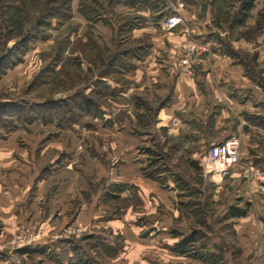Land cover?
I'll list each match as a JSON object with an SVG mask.
<instances>
[{
    "label": "rangeland",
    "instance_id": "obj_1",
    "mask_svg": "<svg viewBox=\"0 0 264 264\" xmlns=\"http://www.w3.org/2000/svg\"><path fill=\"white\" fill-rule=\"evenodd\" d=\"M239 2L0 0V264H264V0L242 24ZM177 14L242 83L216 121L175 112L173 137ZM232 135L252 172L219 180L200 157Z\"/></svg>",
    "mask_w": 264,
    "mask_h": 264
},
{
    "label": "crops",
    "instance_id": "obj_2",
    "mask_svg": "<svg viewBox=\"0 0 264 264\" xmlns=\"http://www.w3.org/2000/svg\"><path fill=\"white\" fill-rule=\"evenodd\" d=\"M208 26H210L209 23ZM181 32L182 30L178 32L180 35H176L177 38H175V41L179 43L185 40V35ZM169 52L173 53V55H170V53L167 54V56L172 58L169 69L172 70L173 74L170 75L171 81L166 92L163 94L167 96V101L162 106L161 110L171 122V128L169 129L172 131L173 137H175V120H180L175 117V112L178 114V117L185 120L182 115L185 113L186 109L188 111L191 110V108L195 111L206 109L202 112L203 115L201 116H203V118L210 116L212 120H217V115H220L222 109L225 108V106H222L221 101L223 100L226 102L228 99H233L228 91L241 87L239 84L242 83V81L237 82L235 78L238 76L240 77L242 67L231 64L229 59L223 55L212 53L209 57L201 60V64L196 67V71H194L192 77L187 76L186 73L175 75L174 49L169 50ZM169 69L168 71L170 72ZM216 99L219 102H216ZM218 106L220 108L219 113L211 109L207 110L208 107L218 110Z\"/></svg>",
    "mask_w": 264,
    "mask_h": 264
},
{
    "label": "built area",
    "instance_id": "obj_3",
    "mask_svg": "<svg viewBox=\"0 0 264 264\" xmlns=\"http://www.w3.org/2000/svg\"><path fill=\"white\" fill-rule=\"evenodd\" d=\"M185 18L181 14L167 17L162 22V28L171 30L178 25L184 26ZM187 36V42L178 51V60L181 71L192 74V67L200 62L204 55L211 53V46L208 41H202L189 34L190 29L183 27ZM241 141L237 136H229L226 139L211 143L206 151L201 154L200 162L209 171L216 174L219 180L225 179L233 174L236 167L241 169V175L247 179L251 175V167L247 164L240 165Z\"/></svg>",
    "mask_w": 264,
    "mask_h": 264
},
{
    "label": "trees",
    "instance_id": "obj_4",
    "mask_svg": "<svg viewBox=\"0 0 264 264\" xmlns=\"http://www.w3.org/2000/svg\"><path fill=\"white\" fill-rule=\"evenodd\" d=\"M254 6V0H240L239 2V6L237 8V11L235 12V17L234 20L236 23L238 24H242L243 21L245 20V18L247 17L249 11L253 8ZM170 14V13H168ZM258 23V27H262L264 26V23L262 21H257ZM207 37L210 38H215L216 40H220V38H218V36L215 34V30L211 29L210 32L206 35ZM26 38H23L21 40H18V45L19 47H25L26 46ZM1 59V57H0ZM4 59V57H3ZM2 61V60H1ZM0 61V63H1ZM99 82L102 80H98ZM167 101V99L163 100L160 102L159 107H162L165 102ZM78 105H80L83 109L89 111L90 107L94 106V100L92 97H89L87 95H84L81 97L80 101L78 102ZM119 187V186H118ZM247 212V208L246 207H238L236 205H230L227 211V217H241L244 216ZM22 252H26L27 250H20ZM42 251V250H41Z\"/></svg>",
    "mask_w": 264,
    "mask_h": 264
}]
</instances>
